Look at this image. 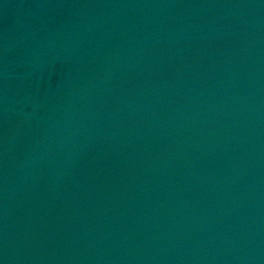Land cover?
<instances>
[{
    "label": "water",
    "instance_id": "obj_1",
    "mask_svg": "<svg viewBox=\"0 0 264 264\" xmlns=\"http://www.w3.org/2000/svg\"><path fill=\"white\" fill-rule=\"evenodd\" d=\"M170 1L172 4L169 5L176 8L183 3L194 6L199 0ZM208 1H214L215 7L190 10L189 13L184 9L183 16L191 21L187 27L183 22L179 24V28L184 29L183 33L171 39L173 43L165 49V59L157 57L153 62L155 74L151 81L148 77L151 74L147 76L152 89L142 88L136 111L142 129L155 137L142 138L130 157L131 166L128 165V157L124 162L110 163V170L107 166L104 168L105 172L108 171L105 174L113 178L112 185L104 183V175H98L95 170L94 182L89 184L91 191L80 189L73 194L72 181L77 177L80 181L87 179V172L97 162L87 154L79 155L82 147L74 146V154L72 147H63L66 145L64 142H59L52 154L59 156L57 160L69 156L64 165L69 169L66 173L73 178L68 184L58 182L48 159L40 164L38 171L31 173L26 183L13 189L15 185L6 178V172L15 175L16 162L3 161L0 157V264H77L82 256L90 262L110 255L112 248H118L114 245L122 243L117 241L120 235L114 231L123 226L119 218L132 208L136 191L149 197L151 205L160 207L155 215L149 217L151 221L145 222L143 231L146 238L141 250L137 246L125 247L124 255L129 258L128 262L134 261L139 253L148 249L157 251L159 246L163 248V244L169 243L170 247L165 251L174 253L172 259L183 261H172L174 264H189L185 256L191 258L190 264H264V31L260 30L254 36L250 29L257 27L259 22L264 24V0ZM252 16L257 20L252 21ZM247 19L248 23H244ZM90 22L96 25L95 20ZM111 22L116 24L114 19ZM138 27L136 25V29ZM173 27L176 28L175 25ZM69 36V31H66L63 40H54L61 46L55 49L58 48L64 57L71 50ZM118 51L119 48H107L106 53L114 56L113 61H119L116 60L119 58L117 55L122 54H114ZM93 52L97 54L96 47ZM172 62H177L180 77L186 79L190 75V86L194 90L186 93L198 95L192 107L186 108L194 115L191 117V133L188 134L168 132L161 121L160 114L167 106L154 88L162 82L161 78ZM128 65L127 61L124 67ZM178 74L173 73L172 88L180 85ZM207 75L211 78L200 85V79ZM121 77L125 78L126 73L123 72ZM178 91L184 92V86L180 85ZM55 93L61 96L59 89ZM127 100L129 102L130 97ZM56 105L55 102L53 108ZM5 110L0 109V134L8 136H2L1 140L16 142L23 134L27 136L19 121L15 123L16 129L23 133L19 137L13 138L14 131L9 130L14 128V122L7 125L10 120L19 118L21 110L15 107L12 110L14 117H9ZM61 111L57 109L51 113L54 121H49L52 124L55 125L58 114L62 115ZM29 116L35 122V115ZM41 124L35 122L34 125ZM67 130L63 128L62 131L64 140L68 138ZM205 131L211 132V137L207 136L211 144L203 141L192 153L193 148L188 146L189 136H202ZM37 139L42 142L45 136L39 135ZM181 147L187 149L186 160L189 157L190 174L186 179L178 178L176 171L169 170L174 169L173 164L178 161L175 155L179 154ZM7 150L11 156L12 150ZM34 155L38 158L34 151L24 156L26 166L36 162ZM81 158H84V164ZM122 171L133 183L132 190L127 193L122 192L120 184ZM192 179H200L203 182L200 185L213 193L219 186V194L213 198L203 197L199 185L196 184L193 190L189 187ZM52 180L56 182L54 187ZM176 180L178 187L174 185ZM58 185H61L64 199L74 197L66 208L58 198ZM78 209L84 217L76 215ZM128 231L126 237L134 239L136 229L130 227ZM64 232L68 235L64 236ZM260 235L262 238L256 243L255 238ZM116 255L121 258L122 254Z\"/></svg>",
    "mask_w": 264,
    "mask_h": 264
}]
</instances>
